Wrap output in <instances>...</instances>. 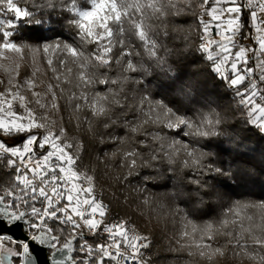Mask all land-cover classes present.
Masks as SVG:
<instances>
[{"label": "snow or ice", "instance_id": "obj_1", "mask_svg": "<svg viewBox=\"0 0 264 264\" xmlns=\"http://www.w3.org/2000/svg\"><path fill=\"white\" fill-rule=\"evenodd\" d=\"M53 23L63 39H18ZM38 53L43 91L16 79ZM0 59V264H264V199L225 202L242 133L264 138V0H0Z\"/></svg>", "mask_w": 264, "mask_h": 264}, {"label": "trees", "instance_id": "obj_2", "mask_svg": "<svg viewBox=\"0 0 264 264\" xmlns=\"http://www.w3.org/2000/svg\"><path fill=\"white\" fill-rule=\"evenodd\" d=\"M49 28L52 30L49 31ZM60 31V26L56 23L51 25L46 24L43 28H21L18 39L36 46H42L44 43H52L57 39H63L64 37L58 35ZM212 78L216 85L212 86V93L221 94L222 90L225 91L223 85L219 84L214 77ZM242 135L247 137L246 142L252 145V150L237 157V163L241 170V173L233 181L238 186L237 192L235 195H226L225 202L236 199L246 201L264 199V138H261L254 132L242 133ZM258 211L259 209H252L249 210V213L253 215L257 214ZM192 260H196V258ZM218 264H225V262H219Z\"/></svg>", "mask_w": 264, "mask_h": 264}, {"label": "rangeland", "instance_id": "obj_3", "mask_svg": "<svg viewBox=\"0 0 264 264\" xmlns=\"http://www.w3.org/2000/svg\"><path fill=\"white\" fill-rule=\"evenodd\" d=\"M5 55H12V54H5ZM13 59H18L17 57L13 56ZM48 59L47 56H44L43 53H38L35 57V63H33V57L31 54H28L26 59L19 61L20 63V68H19V76L16 77V79H25L32 77L37 81V89L38 91H43L45 88L46 84L48 82H53L54 81V76L51 72V70L47 67L46 60ZM11 65L12 68H15V64L12 62V60H3L0 59V80H4L5 82L9 78V73L5 71L7 67ZM197 67L204 68L205 65L202 60H197ZM36 69H39V71L36 73L35 77H33V72L36 71ZM12 76H16L15 72L11 73ZM200 79H204V77H200ZM6 86L5 85H0V90H3V88ZM212 86H216L214 84L213 78L208 77L206 81V88L212 92L213 88ZM222 90V89H221ZM221 95L224 93V90H222ZM217 94V93H216ZM90 151H92V148L90 146L89 148ZM101 169H103V165H101ZM104 181L102 180L101 183ZM135 208V205L132 206V208H125L121 210V215H130L133 216V218L136 220V223L140 226V228L147 232L148 234L152 235L158 243L156 244V248H154V251L157 248H160L163 245H166L168 242V237H171L174 233V228L173 225L171 224L170 221L161 219L155 216L154 213H151L149 209H142V211L145 212L146 217L148 215H151V223H146L145 218H142L138 215L134 214L133 209ZM252 215L251 213H249ZM260 210L257 212L255 215L257 218L259 217ZM230 259V258H229ZM219 262H225V258H219L216 261V264ZM190 264H207L206 261L202 259H196V260H191ZM235 264H249L248 261L246 260H237L235 261Z\"/></svg>", "mask_w": 264, "mask_h": 264}, {"label": "water", "instance_id": "obj_4", "mask_svg": "<svg viewBox=\"0 0 264 264\" xmlns=\"http://www.w3.org/2000/svg\"><path fill=\"white\" fill-rule=\"evenodd\" d=\"M3 231H7V229L5 228L3 229ZM12 232H14L17 237L23 236V233L18 228L12 229ZM36 255L38 256L41 264H48V261L46 259L48 253L44 249L37 248Z\"/></svg>", "mask_w": 264, "mask_h": 264}]
</instances>
